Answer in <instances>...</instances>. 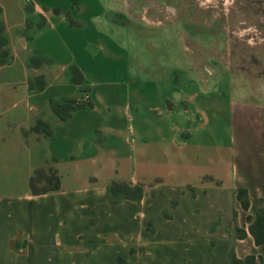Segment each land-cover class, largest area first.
Returning <instances> with one entry per match:
<instances>
[{"label":"crops","instance_id":"crops-1","mask_svg":"<svg viewBox=\"0 0 264 264\" xmlns=\"http://www.w3.org/2000/svg\"><path fill=\"white\" fill-rule=\"evenodd\" d=\"M137 5L0 0L9 50L0 65V264H231L249 255L264 264L246 222L264 211V102L225 100L230 175L225 184L204 176L201 136L218 123L217 81L199 70L187 77L186 60L172 54L171 17L185 18L186 7ZM36 54L46 62L30 66ZM37 76L43 87L30 88ZM50 101L79 105L60 119ZM37 120L48 135L32 130ZM44 163L58 189L32 195L28 180Z\"/></svg>","mask_w":264,"mask_h":264},{"label":"rangeland","instance_id":"rangeland-1","mask_svg":"<svg viewBox=\"0 0 264 264\" xmlns=\"http://www.w3.org/2000/svg\"><path fill=\"white\" fill-rule=\"evenodd\" d=\"M137 4L139 7L180 5L187 8L185 18L180 10L171 17L176 24L170 22V39L175 44L172 54H179L182 60H186L187 66L181 70L187 77L192 71L199 70L204 78L217 81L213 90L219 97L218 123L211 133L201 136L206 144L201 171L204 176L213 175L215 182L225 184L230 175L227 162L230 133L224 113L225 100L241 97L264 102V0H137ZM16 16L11 9L6 19L14 21ZM183 18L186 22V49L178 35L184 27L177 25ZM0 19L2 21L1 14ZM1 37L5 44L0 46V59H6L9 50L4 33H0ZM192 52L197 57L194 67L189 62ZM33 57L37 63L46 62L37 54ZM6 69H0V81L8 76ZM193 81V78H188V82ZM11 102L8 101L9 104ZM206 154L212 155V161H215L212 171H207ZM47 169L48 165L44 163L39 170L47 176Z\"/></svg>","mask_w":264,"mask_h":264},{"label":"trees","instance_id":"trees-1","mask_svg":"<svg viewBox=\"0 0 264 264\" xmlns=\"http://www.w3.org/2000/svg\"><path fill=\"white\" fill-rule=\"evenodd\" d=\"M0 33H3V26L0 25ZM5 44V40L3 37L0 38V46H3ZM35 57H31L28 61L29 65H37L38 63L34 59ZM9 60V54L6 59H0V65L6 63ZM72 74L74 75V79H77L75 77L76 69L74 67L70 68ZM28 86L30 88H37L41 89L44 85V81L41 76H37L34 78H30L27 80ZM51 110L60 118L64 119L66 118L70 111L73 110L76 106H78V103H71L69 101L64 102H56V101H50L49 102ZM41 127V128H40ZM32 130L41 132L44 135H48L50 132V129L48 125L41 121L37 120L35 122V125L32 127ZM40 169V168H39ZM36 169L33 171L32 175L30 176L28 180V187L29 191L32 195H40L47 192L56 191L59 186V179L56 175L55 171L48 167L47 169V176L44 175L42 170ZM120 186L116 184H112V192H115L118 190ZM235 199L238 202L240 208L244 211L248 208V197L247 192L244 188H236L234 191ZM246 222H247V231L248 234L252 237L254 244L257 245H264V211H256L252 216L248 215L246 216ZM236 235L238 237H241V234L239 230L235 229ZM231 264H257V259L254 256H245L242 259H237L235 257L230 258Z\"/></svg>","mask_w":264,"mask_h":264},{"label":"built area","instance_id":"built-area-1","mask_svg":"<svg viewBox=\"0 0 264 264\" xmlns=\"http://www.w3.org/2000/svg\"><path fill=\"white\" fill-rule=\"evenodd\" d=\"M87 96H88V95H87L86 93H85V94H83V96H82V99H81V100H83V101H84V100H86V99H87Z\"/></svg>","mask_w":264,"mask_h":264}]
</instances>
